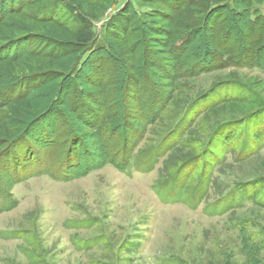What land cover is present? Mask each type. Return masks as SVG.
Returning <instances> with one entry per match:
<instances>
[{
    "label": "rangeland",
    "instance_id": "374dc122",
    "mask_svg": "<svg viewBox=\"0 0 264 264\" xmlns=\"http://www.w3.org/2000/svg\"><path fill=\"white\" fill-rule=\"evenodd\" d=\"M25 1L1 0L0 13ZM129 1L113 0L95 33ZM198 1L216 4L191 10ZM219 4L181 52L169 51L179 35L157 34L145 53L152 27L171 21L144 18L129 36L136 60L116 42L76 80L65 73L86 12L63 7V30L17 22L21 34L0 38L1 55L41 60L15 94L0 91L33 106L12 121L16 141H0V264H264V112L249 118L258 92L264 99V67H252L264 65V26L250 23L249 8L264 13V0ZM155 8L180 16L165 0L138 11ZM104 114L113 118L99 124Z\"/></svg>",
    "mask_w": 264,
    "mask_h": 264
},
{
    "label": "trees",
    "instance_id": "16d2710c",
    "mask_svg": "<svg viewBox=\"0 0 264 264\" xmlns=\"http://www.w3.org/2000/svg\"><path fill=\"white\" fill-rule=\"evenodd\" d=\"M153 2L154 0H130L121 10L114 13L102 24L100 33H95V21H98L109 9V7L112 6L113 0H56L55 3L53 2L50 4L44 3V0H26L23 5L19 7H11L7 11L0 13V38H2V36L15 37L21 34L23 29L19 28L17 22L25 23L27 26H30L34 28V30L38 31L46 32L50 28L63 30V27L60 25L62 20L56 18L59 9L63 7L67 10L73 8L75 10L86 12L88 16L82 20V27L85 28L86 34L81 35L79 33V31L83 29L82 27H73L76 30L73 32L71 37L75 40V42L78 40L76 45L79 46L80 49L77 53L78 56L76 57V60H73L71 66L67 68L65 73L67 77L76 80L78 75H80L84 67L90 63L95 54H103L105 52L114 54L113 49L116 42H120V49L122 51L130 52L132 58L136 60L135 54L137 53V46L134 47L133 45H135L137 41L130 44L129 36L132 35L134 29L137 28L135 24L138 26L146 24V20L144 21V18L159 16L165 18V20L171 21L169 28L152 27V37L150 36V40L146 42L148 45L145 48V53L150 50V46L153 42L159 41L156 37H154L155 35L166 34L171 39H174V36H180L169 49L172 54H175L181 52L188 36H194L196 34L194 32H196L199 28L205 27V22L208 19L207 14L204 13L206 8L210 10L209 13H211L213 11H217V8L222 6L219 3H224L230 10H235V0H214L216 4L212 6V8H209L208 5H203L204 3L198 1L200 5L198 6L199 9H196L197 11H193L190 8L195 0H165L169 8L173 9L174 13L177 12L176 15L180 13L178 14L180 16L177 17L174 14L172 15L161 8H155L154 11L145 12L144 15L138 11L139 7L142 5ZM249 13L251 15L249 19L251 24L261 23L264 26V13H262L259 7L253 5V7L249 8ZM182 18L184 20H182ZM58 21L60 23H57ZM174 25L177 26V32L173 30ZM65 30L67 29L65 28ZM100 36L102 39L101 41H98ZM145 36H147V33H145ZM2 43L3 42H1L0 39V91L5 83L11 86V92L15 94L22 84L30 80V78H33L35 74L37 75L39 68H41V60L36 56L34 51H26L22 54L16 53L11 57L9 55H1V50H3ZM50 62L52 61L50 60ZM94 66V69L98 72L97 74H104L102 77L105 78L107 72H104V68H102L101 63L97 62ZM258 66L264 67V65L259 64H255L252 67ZM9 77L14 78L13 82L8 81ZM91 83L95 84L93 81H91ZM77 93L83 97L94 98L92 97V92L87 93V91L78 83ZM13 94H7V102L4 97L0 100V141L9 142L10 144L16 141L15 134L16 129L18 128L12 123V121L21 119L24 110H30L33 108V106L28 103L26 98L23 96L15 97ZM259 95L260 94L258 92L257 103L259 108H256L254 111L249 113L250 120L257 117L259 113L264 112V99H262ZM248 98L249 97L246 95L242 98V100L245 101ZM93 101H96V99ZM125 113L126 112H123L124 118L126 117ZM111 118H113L111 115L104 114L100 117L99 124H104V122L110 123ZM241 120L242 121L240 122L237 121L236 123H233L230 127L238 126L239 128V126L246 124L249 119L245 120L244 118ZM100 127L101 126H99V128ZM230 127H226V129ZM99 130L102 134L106 133V129L104 127ZM257 135L259 136L260 134L257 133ZM232 138L233 135L227 137L226 142L232 140ZM78 144L79 142L75 146V149L78 148ZM28 154L30 155H26V157L29 158L30 156V160L33 161L34 156L31 155L30 151ZM18 165L23 166L24 163H19ZM242 190V197L247 196V194L244 193L245 189ZM252 199L259 202L257 195L252 197Z\"/></svg>",
    "mask_w": 264,
    "mask_h": 264
}]
</instances>
